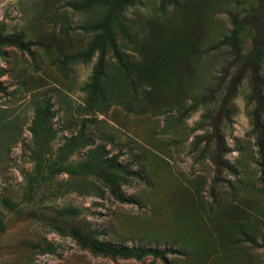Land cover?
<instances>
[{"label": "rangeland", "instance_id": "obj_1", "mask_svg": "<svg viewBox=\"0 0 264 264\" xmlns=\"http://www.w3.org/2000/svg\"><path fill=\"white\" fill-rule=\"evenodd\" d=\"M0 72V264H264V0H0Z\"/></svg>", "mask_w": 264, "mask_h": 264}, {"label": "trees", "instance_id": "obj_2", "mask_svg": "<svg viewBox=\"0 0 264 264\" xmlns=\"http://www.w3.org/2000/svg\"><path fill=\"white\" fill-rule=\"evenodd\" d=\"M113 52L114 55L117 59V61L119 62L120 65L124 66L123 63L125 62V56L121 53V51L118 49V47L113 44ZM91 55V52L88 56ZM103 53L100 57V62L103 60ZM249 62V61H248ZM101 65V63H100ZM1 73V72H0ZM0 92L5 93V88L1 85L0 83ZM229 98V93L226 95L223 103L226 104ZM99 152V156L100 157H105V154L103 152V148H100L98 150ZM262 152L264 153V150L262 149ZM106 159V157H105ZM108 162V166L111 170H121L123 169L122 167H120V165L118 164V162L116 161L115 157H112V159L108 160L106 159ZM62 168L61 169H56L57 172L63 170L65 172H67L70 175H74L77 176L80 173H82L85 169H84V165L80 164H76V165H66V167L64 168L62 165H60ZM125 172H126V168H124ZM29 192L33 191V187L30 185L28 188ZM118 200L121 202H128L126 199V197H124L123 195H118ZM1 203L2 205L7 208L8 210L12 211V212H16L18 211L17 206L15 203H13L12 201L8 200V199H1ZM63 216L66 217H74L78 215V211L74 208H67L63 211V213H61ZM59 228V227H58ZM77 236L82 239V241L87 244L88 247H90L93 251L96 252H100L103 254H108L110 256H120V257H124V258H131V259H135V260H142L143 258L146 257H154V258H158L161 259L163 261H166L167 258V254L173 252L172 250H158V249H145V248H140V247H131L128 248L126 246L123 245H111V244H102L99 243L97 241H93L87 237H84L80 232H76Z\"/></svg>", "mask_w": 264, "mask_h": 264}]
</instances>
